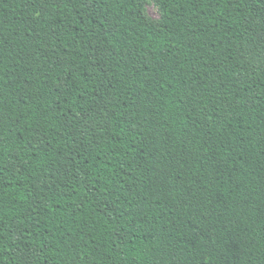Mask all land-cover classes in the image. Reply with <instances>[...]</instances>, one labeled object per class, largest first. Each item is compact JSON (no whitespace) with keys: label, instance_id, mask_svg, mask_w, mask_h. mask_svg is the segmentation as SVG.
<instances>
[{"label":"trees","instance_id":"16d2710c","mask_svg":"<svg viewBox=\"0 0 264 264\" xmlns=\"http://www.w3.org/2000/svg\"><path fill=\"white\" fill-rule=\"evenodd\" d=\"M0 0V264H264V0Z\"/></svg>","mask_w":264,"mask_h":264},{"label":"rangeland","instance_id":"374dc122","mask_svg":"<svg viewBox=\"0 0 264 264\" xmlns=\"http://www.w3.org/2000/svg\"><path fill=\"white\" fill-rule=\"evenodd\" d=\"M143 13L147 21L158 27L162 22V11L155 0H145L143 3Z\"/></svg>","mask_w":264,"mask_h":264}]
</instances>
